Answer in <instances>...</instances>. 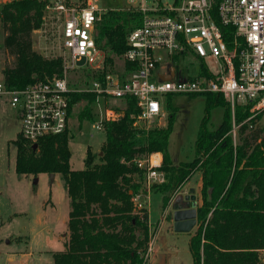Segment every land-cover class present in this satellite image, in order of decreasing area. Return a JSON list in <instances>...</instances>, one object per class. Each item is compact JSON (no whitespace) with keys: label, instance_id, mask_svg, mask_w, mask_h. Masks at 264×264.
<instances>
[{"label":"trees","instance_id":"1","mask_svg":"<svg viewBox=\"0 0 264 264\" xmlns=\"http://www.w3.org/2000/svg\"><path fill=\"white\" fill-rule=\"evenodd\" d=\"M47 0H10L0 9L4 31L2 49L12 63L0 67L8 89H19L36 80L59 76L62 62L46 58L32 47L31 34L41 27ZM142 12L135 8L105 11L97 23L96 43L105 51L106 63L127 48L128 31L140 24ZM127 68L132 66L126 63ZM103 71H107L103 69ZM100 77V73L97 72ZM94 93L71 94L70 113L79 101L86 104L79 119L92 117ZM122 115L105 120V140L99 152L87 147L83 168L70 167L69 128L40 138L36 148L20 133L11 142L16 148L14 168L18 175L59 173L68 199V234L64 248L52 252L53 264H148L151 239L148 209L133 197L142 194L144 168L134 162L147 154L161 155L158 170L166 180L151 188L163 194L183 185L200 172V202L196 204V230L189 240L194 264H264L257 249L264 248V129L257 125L260 115L247 119L248 106L235 107L238 143L234 145L230 109L223 97L206 94V114L195 139L191 160L173 164L168 154V138L174 110L165 126L149 129L133 125L131 114L138 112L135 99L125 97ZM224 105L221 123L208 129V108ZM227 108V109H226Z\"/></svg>","mask_w":264,"mask_h":264},{"label":"built area","instance_id":"2","mask_svg":"<svg viewBox=\"0 0 264 264\" xmlns=\"http://www.w3.org/2000/svg\"><path fill=\"white\" fill-rule=\"evenodd\" d=\"M45 8L55 14L68 67L85 69L89 78L82 87L71 86L66 76H52L8 89L0 74V94L10 95L18 111L19 133L30 143L69 128L70 99L76 92L96 95L98 129L105 120L122 115L118 107L103 104L109 98L133 97L139 109L131 114L133 125L143 129L159 126L153 124L165 117L163 98L177 93L219 94L232 115L236 106H248L247 119L264 113V0H172L151 5L141 0L131 6L142 12V19L127 33L122 67L105 72V52L96 43L97 23L105 11L96 0H54ZM182 63L187 66L182 68ZM234 127L235 123V132ZM153 153L134 160L144 168L140 180L147 188L165 179ZM141 194L133 197L138 206H143ZM257 253L264 263V248Z\"/></svg>","mask_w":264,"mask_h":264},{"label":"rangeland","instance_id":"3","mask_svg":"<svg viewBox=\"0 0 264 264\" xmlns=\"http://www.w3.org/2000/svg\"><path fill=\"white\" fill-rule=\"evenodd\" d=\"M48 3L54 0H47ZM74 3H85L87 0H67ZM93 1V0H90ZM141 0H96L104 9H127L136 6ZM172 0H144L146 5L171 2ZM10 0H0V9L9 4ZM4 31L0 22V67L5 62L11 64L12 57L3 52L2 42ZM32 47L46 58L56 57L62 62V73L71 86L82 87L88 80L85 69L68 67L70 59L61 47L58 38V27L55 14L45 8L44 20L40 28L31 34ZM105 52V51H104ZM111 64L103 58V66L107 71H118L122 67L121 55H113ZM208 64L214 67L213 62ZM186 67V63L180 65ZM1 74V71H0ZM224 99V98H223ZM226 102L225 107L231 113V131L234 145L238 143L237 127L233 131L234 115L231 106ZM106 106L118 107L122 110L125 104L121 100L109 98L103 101ZM86 104L82 100L73 105L69 131L72 135L68 142L71 152L70 167L83 168V159L88 146L93 153L99 152L105 133L95 127L99 120L100 111L97 106L92 107V117L80 120L79 111ZM224 105L214 104L208 108V129L219 126L224 115ZM226 108V109H227ZM162 109L165 113L160 122L153 125L165 126L167 117L174 110L172 129L168 138V154L173 164L179 161L191 160L195 155L194 143L197 137L202 118L206 114V94H172L162 100ZM235 113V111H234ZM264 129V113L256 121ZM20 130L18 111L10 104L9 94H0V264H53L52 252L62 250L66 240L67 217L69 199L59 173H55L51 180L50 174L40 172L37 175L15 172L16 148L11 142ZM198 172L190 179V186L196 187ZM166 178L164 179V181ZM163 181V182H164ZM162 183V182H161ZM159 184V183H156ZM193 194V191H188ZM173 194V192H167ZM189 194V195H191ZM200 195V191L197 193ZM162 193L152 190L145 199V207L149 212V222L153 230L149 242L148 264H159L160 260L185 262L190 261L188 247L189 231L176 232L170 229L168 220L160 221L162 216ZM183 198L184 195L180 194ZM200 198V196H199ZM172 211L169 208L168 214ZM159 222L158 226L156 224ZM195 225L194 228H196ZM162 252V255L159 254Z\"/></svg>","mask_w":264,"mask_h":264},{"label":"crops","instance_id":"4","mask_svg":"<svg viewBox=\"0 0 264 264\" xmlns=\"http://www.w3.org/2000/svg\"><path fill=\"white\" fill-rule=\"evenodd\" d=\"M154 153L157 155V158H158V160L160 162L161 161V155H160V153H158V152H154ZM196 172H198L197 173L198 174V180H197L196 187L190 186V179L193 176V174H195V172H194L191 175V177L183 185H181L179 188H177L175 190V193H173V194H171V193L168 194L167 193V195H168V201L165 204L163 203V195H162V198H161L162 199V216H161V220L160 221L163 223L164 221L168 220L169 221L168 224H169L170 229H172V227H171L172 226V219H171V213L168 214V210H169L170 207L173 208L174 202L177 199H179V197H181L180 194L189 195L191 193L188 194L187 190L190 191V192L193 191V194L195 195L196 204H198L200 202V198H199L200 195L197 194L200 191V186H201V184H200L201 183L200 182V172L199 171H196ZM139 181H140V179H139ZM141 188L145 190V193L144 194H141V198H140L142 205L145 206V199H146V197L149 196V193L152 190H154V189H152L151 187H149V188L144 187V184H142V183H141ZM154 191H156V190H154ZM189 202H191V201H189ZM189 202L184 200L182 202V205L183 206H186ZM148 220H149V212H148ZM158 224H159V222L156 224V227L158 226ZM194 227L189 231V234H190L189 236L190 237L192 236V234L196 230V228H194ZM149 232H150V236L152 238V235L154 233H153L152 227L150 226V222H149ZM190 237H189V240H190ZM188 247H189V241H188ZM189 251H190V249H189ZM159 254L162 255V252L159 253ZM190 255H191V253H190ZM159 264H194V262H193V259H192V256H191L190 261L188 260V261H185L183 263L182 262L175 263L174 261L160 260L159 261Z\"/></svg>","mask_w":264,"mask_h":264},{"label":"water","instance_id":"5","mask_svg":"<svg viewBox=\"0 0 264 264\" xmlns=\"http://www.w3.org/2000/svg\"><path fill=\"white\" fill-rule=\"evenodd\" d=\"M160 79H166L165 75H160ZM32 148H36V143H32ZM54 173H50L52 180ZM191 201L186 206L182 205L183 201ZM172 227L176 232L190 231L196 224V201L195 195H184L179 197L174 204L171 211Z\"/></svg>","mask_w":264,"mask_h":264},{"label":"bare ground","instance_id":"6","mask_svg":"<svg viewBox=\"0 0 264 264\" xmlns=\"http://www.w3.org/2000/svg\"><path fill=\"white\" fill-rule=\"evenodd\" d=\"M153 158H154L153 160H157L156 156H153Z\"/></svg>","mask_w":264,"mask_h":264}]
</instances>
